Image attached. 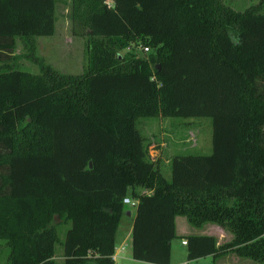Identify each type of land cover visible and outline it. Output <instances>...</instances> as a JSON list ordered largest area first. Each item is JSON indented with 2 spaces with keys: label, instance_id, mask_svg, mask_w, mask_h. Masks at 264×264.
<instances>
[{
  "label": "trees",
  "instance_id": "16d2710c",
  "mask_svg": "<svg viewBox=\"0 0 264 264\" xmlns=\"http://www.w3.org/2000/svg\"><path fill=\"white\" fill-rule=\"evenodd\" d=\"M56 0H0V240L6 264H113L124 197L136 199L130 256L169 264L174 217L230 235L184 236L186 259L232 251L264 264V13L222 0H69L86 65L62 73L35 55ZM24 39L38 73L16 69ZM147 47L145 57L122 50ZM209 117V154L178 153L169 177L137 117ZM227 170L224 173V170ZM138 189V190H137ZM54 218L69 222L59 241Z\"/></svg>",
  "mask_w": 264,
  "mask_h": 264
},
{
  "label": "rangeland",
  "instance_id": "374dc122",
  "mask_svg": "<svg viewBox=\"0 0 264 264\" xmlns=\"http://www.w3.org/2000/svg\"><path fill=\"white\" fill-rule=\"evenodd\" d=\"M68 1L56 0L54 8V29L49 36H36L33 38L34 49L32 55L40 58L43 63L49 64L55 70L78 74L86 65V38L82 28L72 23L68 16ZM233 9L242 10L250 4L260 3L258 10L264 13V0H222ZM28 43L22 38H15V47L12 52L13 58L8 64L16 69L38 73L36 62L28 57ZM142 43L130 44L122 50V53L130 51L135 57H145L149 50L141 49ZM0 68L1 65H0ZM212 119L209 117H137L135 128L141 139V146L146 150L145 159L154 167L157 163L160 173L168 178L169 163L164 161L169 156L178 153L209 154L212 150ZM227 170H224L226 173ZM125 210L132 211L131 202L125 205ZM179 219L185 223L180 231L189 234H211L217 243H223L230 235L215 224L207 223L200 228H195L186 223L184 217ZM56 234L59 241L64 238L65 230L69 222H59L54 218ZM127 219L123 214L118 223L120 232L127 225ZM187 227V228H186ZM117 234V233H116ZM123 236V234H122ZM171 262L187 261V264H255L248 258L238 256L232 251L212 261L209 256L200 257L196 260H187L184 256L185 247L178 244L177 239L171 241ZM61 244L56 243L54 248V264H63ZM7 247L0 240V264H6ZM115 264H147L137 261L130 256V239L126 237L120 245V252L115 259ZM180 264V263H178Z\"/></svg>",
  "mask_w": 264,
  "mask_h": 264
},
{
  "label": "crops",
  "instance_id": "0c3cea01",
  "mask_svg": "<svg viewBox=\"0 0 264 264\" xmlns=\"http://www.w3.org/2000/svg\"><path fill=\"white\" fill-rule=\"evenodd\" d=\"M170 158H171V156H169L168 159L164 161L165 165H168ZM168 177H169V174H168ZM127 198H129V200L131 201L132 211H130V210H126L125 211V216H126V219H127V221H126L127 225H126L125 228H123L122 232L119 231L120 228L117 226V229H116V233L117 234L115 233V246H114V250H113L114 258L112 259L113 260V264H115V259H116L117 255H119L120 245L123 243V241L125 240L126 237H129V239H130V227H131V221H132V218H133V211H134V205L136 203V199H133L131 197H127ZM127 204H129V203H124V208H125V205H127ZM179 217L180 216H178V215L174 217V232H175V235H176V237L174 239H177L178 244H180V239H184V236L189 234L188 232L180 231V229H182L185 226L184 225L185 223H183V221L181 219H179ZM122 234H123V236H122ZM205 234H208V233H205ZM171 241H170V260H169V264H178V263L181 264V263L184 262V260H182L181 262H178V263L177 262H171V249H172ZM181 246H184V245H181ZM185 255H186V251H184V256ZM196 259H198V258H196ZM196 259H193V260H196ZM185 262H187V261H185ZM145 263L152 264V263H149V262H145Z\"/></svg>",
  "mask_w": 264,
  "mask_h": 264
},
{
  "label": "built area",
  "instance_id": "2783aa9c",
  "mask_svg": "<svg viewBox=\"0 0 264 264\" xmlns=\"http://www.w3.org/2000/svg\"><path fill=\"white\" fill-rule=\"evenodd\" d=\"M104 1L106 2L107 5H110V3H111V0H104ZM141 49L144 50V51H147V47L146 46H142ZM122 201H123V203H130L131 202L129 200V198H127V197H124L122 199ZM180 244L181 245H185V239H180ZM111 258L112 259L114 258V255L113 254H112ZM181 264H187V263L186 262H183Z\"/></svg>",
  "mask_w": 264,
  "mask_h": 264
}]
</instances>
